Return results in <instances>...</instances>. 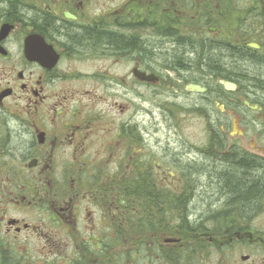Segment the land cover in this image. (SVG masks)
<instances>
[{"label":"flooded vegetation","instance_id":"obj_1","mask_svg":"<svg viewBox=\"0 0 264 264\" xmlns=\"http://www.w3.org/2000/svg\"><path fill=\"white\" fill-rule=\"evenodd\" d=\"M196 112L203 146L173 148ZM231 168L251 203L220 191ZM237 246L231 264L262 263L264 0H0V264H226Z\"/></svg>","mask_w":264,"mask_h":264},{"label":"rangeland","instance_id":"obj_2","mask_svg":"<svg viewBox=\"0 0 264 264\" xmlns=\"http://www.w3.org/2000/svg\"><path fill=\"white\" fill-rule=\"evenodd\" d=\"M81 86H84V85L81 84ZM200 117L201 116L199 115V113L196 112L194 118H191L190 120H188L182 124L181 128L183 130V133L181 134V132H178V134L176 136V139L180 140L179 143L174 144V142L172 141V138L169 139V141L171 142V146L173 148L176 146V147L182 149V147L180 146V145H182L181 137L189 140L190 143H193L196 146H203L204 139H205V134H204V130H203L204 129V123ZM150 118H152V117L151 116L148 117L149 124L154 123V120H152L150 122ZM171 134H172V132H171ZM164 135L166 136L167 134L164 133ZM165 142H166V140H165ZM250 252H251V250L248 247L237 246V248H233L231 250V254L228 256L229 258H228V262L226 264L234 263L236 258L240 257V255L247 254ZM209 264H221V259L220 260L212 259L209 262ZM261 264H264V259H263Z\"/></svg>","mask_w":264,"mask_h":264},{"label":"trees","instance_id":"obj_3","mask_svg":"<svg viewBox=\"0 0 264 264\" xmlns=\"http://www.w3.org/2000/svg\"><path fill=\"white\" fill-rule=\"evenodd\" d=\"M200 179H203V174H199ZM221 192L229 191L234 195L242 197L246 204L252 202V196L256 190L251 191L250 185L254 183L255 177L251 173L237 168L229 169L225 174L217 177ZM137 189L138 186H137Z\"/></svg>","mask_w":264,"mask_h":264},{"label":"water","instance_id":"obj_4","mask_svg":"<svg viewBox=\"0 0 264 264\" xmlns=\"http://www.w3.org/2000/svg\"><path fill=\"white\" fill-rule=\"evenodd\" d=\"M67 17H69V18H74V17L71 16V15H67ZM250 47H251V48H255V49L258 48V46H257L256 44H251ZM225 85H226L229 89H233V88H234V86L231 85V84H225ZM190 90H192V91H194V92H197V93H202V92L205 91L204 88H202V87H200V86H197V85H196V86H194V85L190 86Z\"/></svg>","mask_w":264,"mask_h":264}]
</instances>
